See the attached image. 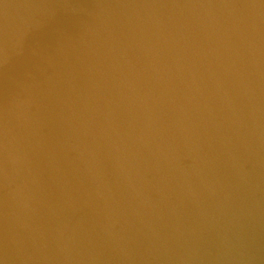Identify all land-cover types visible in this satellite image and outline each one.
Listing matches in <instances>:
<instances>
[{"label":"water","instance_id":"water-1","mask_svg":"<svg viewBox=\"0 0 264 264\" xmlns=\"http://www.w3.org/2000/svg\"><path fill=\"white\" fill-rule=\"evenodd\" d=\"M0 264H264V0H0Z\"/></svg>","mask_w":264,"mask_h":264}]
</instances>
